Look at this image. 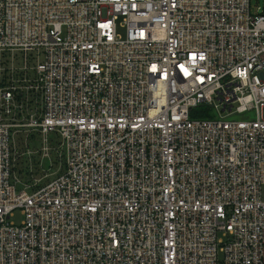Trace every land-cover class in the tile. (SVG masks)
Masks as SVG:
<instances>
[{"label":"built area","instance_id":"2783aa9c","mask_svg":"<svg viewBox=\"0 0 264 264\" xmlns=\"http://www.w3.org/2000/svg\"><path fill=\"white\" fill-rule=\"evenodd\" d=\"M0 264H264V13L0 0Z\"/></svg>","mask_w":264,"mask_h":264},{"label":"rangeland","instance_id":"374dc122","mask_svg":"<svg viewBox=\"0 0 264 264\" xmlns=\"http://www.w3.org/2000/svg\"><path fill=\"white\" fill-rule=\"evenodd\" d=\"M251 12L252 14H263L264 13V0H251ZM120 36L122 39L125 38L126 32L125 30H120ZM51 138L54 139L55 136L51 135ZM25 151H20V158L17 161V167L16 169H19L22 166L26 167V170L28 169L30 176L28 179H25L24 177H21L19 173L16 172L20 178L24 182L28 183H38L39 185L43 186L47 184L49 181L53 180L59 172L62 170V165L55 160L56 156L55 154H52V159L50 161L48 160H41V157L38 156L37 153H32L25 155ZM32 157L31 159L28 157ZM47 166H50V169L47 168ZM22 187H19V190ZM22 215L20 212H17L15 214V217L13 219V222L16 224H20L22 222Z\"/></svg>","mask_w":264,"mask_h":264},{"label":"trees","instance_id":"16d2710c","mask_svg":"<svg viewBox=\"0 0 264 264\" xmlns=\"http://www.w3.org/2000/svg\"><path fill=\"white\" fill-rule=\"evenodd\" d=\"M50 166H47V168H49ZM16 172L20 174L21 177H24L25 179H28V177L30 176V173L28 171V169L26 170L25 166L20 167L19 169H16Z\"/></svg>","mask_w":264,"mask_h":264}]
</instances>
